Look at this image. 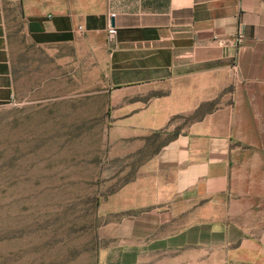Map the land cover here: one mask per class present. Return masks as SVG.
<instances>
[{"label": "crops", "instance_id": "1", "mask_svg": "<svg viewBox=\"0 0 264 264\" xmlns=\"http://www.w3.org/2000/svg\"><path fill=\"white\" fill-rule=\"evenodd\" d=\"M23 44L105 62L117 109L163 92L133 124L197 117L115 195L122 263L264 264V0H0V107L25 86Z\"/></svg>", "mask_w": 264, "mask_h": 264}, {"label": "rangeland", "instance_id": "2", "mask_svg": "<svg viewBox=\"0 0 264 264\" xmlns=\"http://www.w3.org/2000/svg\"><path fill=\"white\" fill-rule=\"evenodd\" d=\"M22 48L25 86L0 107V264H124L112 239L126 218L109 212L115 195L197 117L159 130L133 124L163 92L117 109L105 62L82 48ZM187 256L146 253L132 264H195Z\"/></svg>", "mask_w": 264, "mask_h": 264}, {"label": "built area", "instance_id": "3", "mask_svg": "<svg viewBox=\"0 0 264 264\" xmlns=\"http://www.w3.org/2000/svg\"><path fill=\"white\" fill-rule=\"evenodd\" d=\"M116 34V29L115 27H110L109 29V41L112 42L114 40V35ZM243 33H238L237 36L235 37V45L238 46L243 42Z\"/></svg>", "mask_w": 264, "mask_h": 264}]
</instances>
